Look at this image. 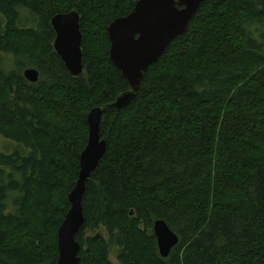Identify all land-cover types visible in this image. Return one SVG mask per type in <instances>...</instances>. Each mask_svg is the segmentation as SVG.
Masks as SVG:
<instances>
[{"label": "trees", "instance_id": "obj_1", "mask_svg": "<svg viewBox=\"0 0 264 264\" xmlns=\"http://www.w3.org/2000/svg\"><path fill=\"white\" fill-rule=\"evenodd\" d=\"M137 1L0 0V264H56L87 115L130 89L107 28ZM70 11L80 15L78 76L53 47L51 19ZM100 138L79 264H113L112 247L118 264H264V0H204L137 96L108 107ZM157 219L179 236L166 258Z\"/></svg>", "mask_w": 264, "mask_h": 264}, {"label": "water", "instance_id": "obj_2", "mask_svg": "<svg viewBox=\"0 0 264 264\" xmlns=\"http://www.w3.org/2000/svg\"><path fill=\"white\" fill-rule=\"evenodd\" d=\"M204 0H138L133 10L116 18L108 28L109 57L112 64L127 80L130 89L120 93L103 107L92 108L87 115L88 139L80 154L79 173L68 195L70 208L57 234L56 264H79L80 246L76 234L84 223L82 200L88 182L106 152V142L100 138V122L108 107H126L138 94L141 80L148 66L155 63L167 46L187 30L188 24ZM80 15L76 11L52 17L56 34L53 47L72 76L83 72ZM29 82H37L39 73L28 68L23 73ZM133 212H130L132 215ZM158 253L166 258L179 242V236L162 219L153 224Z\"/></svg>", "mask_w": 264, "mask_h": 264}, {"label": "rangeland", "instance_id": "obj_3", "mask_svg": "<svg viewBox=\"0 0 264 264\" xmlns=\"http://www.w3.org/2000/svg\"><path fill=\"white\" fill-rule=\"evenodd\" d=\"M23 13H25V12H23ZM25 17H26V14H22L21 24L30 25V21H28L27 23L25 22ZM3 68L8 72L9 71H18V68L16 67V64H15V60L12 56H4ZM3 142H4L3 139H1V137H0V146L3 144ZM116 251H117V249L115 247H112L111 261L113 262V264H118V262L116 260Z\"/></svg>", "mask_w": 264, "mask_h": 264}]
</instances>
